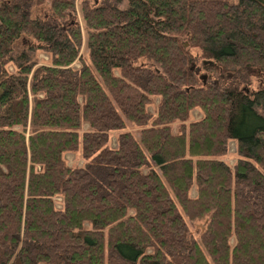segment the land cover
Returning <instances> with one entry per match:
<instances>
[{
	"label": "trees",
	"instance_id": "obj_1",
	"mask_svg": "<svg viewBox=\"0 0 264 264\" xmlns=\"http://www.w3.org/2000/svg\"><path fill=\"white\" fill-rule=\"evenodd\" d=\"M253 76L264 0H0V264H264Z\"/></svg>",
	"mask_w": 264,
	"mask_h": 264
},
{
	"label": "rangeland",
	"instance_id": "obj_2",
	"mask_svg": "<svg viewBox=\"0 0 264 264\" xmlns=\"http://www.w3.org/2000/svg\"><path fill=\"white\" fill-rule=\"evenodd\" d=\"M79 0H77L78 2ZM38 11V9H37ZM42 12V10L40 11ZM78 14V19H79V13ZM85 37V35H84ZM18 47L16 48V50H22V46L20 45H17ZM81 50H82V54L83 56L87 58V49L85 47V44L82 45L81 47ZM36 54H39V58H40V61H44L47 59L46 57V54H44L41 50H38ZM76 65H78V61L75 62ZM204 63H203V60L202 59H199L198 62H197V70L198 72L200 73L201 76H206L207 75V71L205 70V67H203ZM9 67L11 69H13V66L10 64ZM207 78V77H206ZM213 78H217V80L219 81V83H221L222 85L224 84H228L229 82L231 81H237L238 80V77H233L231 79L228 78V76H225V75H219V74H216V75H213ZM252 87L253 88H256L262 84H264V80H262V78L260 76H253L252 77ZM157 101V99H156ZM156 103V102H155ZM154 107L153 105H149V110H152ZM194 116L195 118H197L199 116V113L197 111L194 112ZM115 135L112 134V137H111V143L112 144H115ZM235 153H234V144L233 142L230 143V147H229V150H228V153L226 155V159H228V161L230 163H233L234 160H235ZM65 157L67 158L68 162L69 163H74V164H81L82 163V159L80 157V155L78 153H72V152H67L65 154ZM192 194H194V190L192 191Z\"/></svg>",
	"mask_w": 264,
	"mask_h": 264
}]
</instances>
